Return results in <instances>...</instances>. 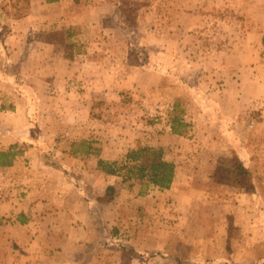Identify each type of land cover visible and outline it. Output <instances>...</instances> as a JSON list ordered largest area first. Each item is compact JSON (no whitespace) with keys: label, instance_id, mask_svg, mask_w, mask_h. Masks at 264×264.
Returning <instances> with one entry per match:
<instances>
[{"label":"rangeland","instance_id":"rangeland-1","mask_svg":"<svg viewBox=\"0 0 264 264\" xmlns=\"http://www.w3.org/2000/svg\"><path fill=\"white\" fill-rule=\"evenodd\" d=\"M2 26L0 148L17 155L0 166L11 171L0 204L20 209L23 178H40L26 171L66 167L67 154L91 168L83 141L120 164L162 146L176 164L169 190L110 175L118 211L102 264H264V0H0ZM235 156L252 189L219 169ZM94 180L109 183H81ZM22 232L17 244L0 229V264H41Z\"/></svg>","mask_w":264,"mask_h":264},{"label":"crops","instance_id":"crops-1","mask_svg":"<svg viewBox=\"0 0 264 264\" xmlns=\"http://www.w3.org/2000/svg\"><path fill=\"white\" fill-rule=\"evenodd\" d=\"M5 26L6 32L15 30L12 22ZM0 29L4 30L5 27L2 26ZM0 46L7 49V54L10 52L9 41H4ZM3 58L4 56H0V64L4 62L9 66L10 58ZM8 78L9 73L4 69L0 71L1 80ZM1 85L2 83L0 90ZM97 144L101 148L100 155L89 154L85 156L87 162L83 159L79 161L83 166L90 164L91 168L81 167V164L77 166L74 163L78 161L77 156L67 154L75 161L69 160L66 167H42L35 171H26L24 177L33 175L40 178H23L25 186L28 187L26 190L28 200L19 206L21 210L18 209L15 200L0 204L1 207L7 208V213L3 215L8 216V220L4 221L0 229L7 230V238L17 244L20 242L19 239L22 241L18 234L23 230L27 252L34 255L38 250L41 264H102L103 262L100 259L109 249L107 242L111 238L110 228L114 209L113 202L105 201L104 198L107 187L113 183L109 181L110 175L98 168V160L105 159L106 144L101 142ZM4 150L0 148V151ZM9 172H11L9 169H0V177L8 175ZM90 174L97 180H107L109 183L107 185L104 183L105 185L103 187L101 185L100 188V184L98 185L94 180L91 189L88 184L81 183V181L85 182ZM175 182L176 176L173 185ZM114 211L116 213L118 210L114 209ZM16 212L21 213L23 217V222L17 220L19 225L14 221L20 216L9 219Z\"/></svg>","mask_w":264,"mask_h":264},{"label":"trees","instance_id":"trees-1","mask_svg":"<svg viewBox=\"0 0 264 264\" xmlns=\"http://www.w3.org/2000/svg\"><path fill=\"white\" fill-rule=\"evenodd\" d=\"M46 1L48 3H54L60 0ZM52 34L60 43L66 44L64 39L65 36L67 38L69 37L70 32L59 30ZM69 46L70 45L66 44L65 48L68 49ZM67 58L73 59L72 52L69 54L67 53ZM173 129L178 131L175 127ZM83 144L86 145V155H99L100 150L94 147L92 142L83 141ZM14 147L12 146L11 150L8 152L0 151V166L13 165L14 158L17 155V153L12 151ZM165 154V149L162 146L138 145L136 148L128 151L121 164L118 161L109 162L100 158L98 160V168L108 175L123 176L124 180L133 178L156 188L170 189L176 175V164L173 161L168 160ZM227 162L228 168L224 167V163ZM230 162H232V165ZM218 164L219 169L226 173L228 178L227 181L231 182L235 187L242 189L253 188L252 172L239 157L235 156L233 160L220 158ZM122 170H126L125 173L122 174ZM115 190L116 188L114 186H108L104 200L108 202L113 201L115 198Z\"/></svg>","mask_w":264,"mask_h":264}]
</instances>
